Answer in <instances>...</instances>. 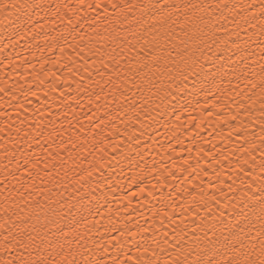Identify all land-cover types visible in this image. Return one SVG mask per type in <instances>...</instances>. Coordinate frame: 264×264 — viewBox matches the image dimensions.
<instances>
[{
	"label": "bare ground",
	"instance_id": "1",
	"mask_svg": "<svg viewBox=\"0 0 264 264\" xmlns=\"http://www.w3.org/2000/svg\"><path fill=\"white\" fill-rule=\"evenodd\" d=\"M13 2L37 3L41 7L18 13L19 20L15 24L6 20L0 23V204L11 192L18 202L12 211L24 216L32 211L25 201L33 205L39 201L40 204H51L52 208H56V201L61 198L76 204L83 197V215L88 218L86 228L90 231L81 244L91 250L85 252L89 258L107 260L109 264L114 260H124L125 252L133 258L125 261V264H133L137 257L159 260L160 264L172 258L171 254L176 251L174 237L192 219L191 215L186 219L181 213L193 204L192 198L186 195V191L193 190V182L202 186L205 193H215V200L209 201L215 211H223L226 216L230 214L229 201L234 196L242 195L245 189L237 179L233 185L237 191L230 190L228 185L232 184V179L228 178L229 174L233 179L237 175L243 176L242 172H237V167L240 158L246 155L243 151L244 133L258 132L260 125L255 121L264 118L258 115V102L252 106L251 116L245 113V107L251 101L243 95L246 92L250 94L243 80L233 81L235 90L216 99L217 107H212L211 94L207 97V103L202 92L188 94L192 85L186 82L188 88L178 93L179 103L169 97L171 103L167 116H158L157 109L152 112L156 121L143 115L142 121L128 124L130 133L121 134L112 128L101 132L96 128V117L93 116L91 121L88 117L95 112L93 104L103 103V96L97 100L95 94L100 92L102 86L105 92L109 88L105 83V73L109 69L104 68V63L107 61L110 68L115 64L107 56L112 45L100 37L108 35L106 28L129 27L114 23L124 17L121 15L117 18L120 9L112 7L113 4H124L126 0H0V4ZM131 2L151 4L155 0ZM169 2L213 3L214 0ZM229 2L236 5L254 3L258 6L260 0ZM136 14L140 15L139 10ZM3 16V11H0V20H3ZM13 20H17V17L14 16ZM103 45H107V48H103ZM237 83L239 88H235ZM237 92L241 95H237ZM237 102L245 107L238 108ZM171 104H175L177 109L180 104L185 105L182 112L176 113L180 115V120L171 111ZM209 111L213 115L208 116ZM237 112L240 114L232 120L229 113L235 115ZM129 115L134 113L129 112ZM120 116L123 117L124 112ZM112 123L120 129L125 127L120 120ZM141 123L148 127L141 128ZM90 128L91 132L88 131ZM92 132L98 133L96 142L106 147L107 153L94 149L93 142L89 140L73 164L65 150L56 158V163L58 166L61 157L67 161L65 167L69 169L68 175L64 177L63 168L59 175H55L52 156L59 151L56 145L61 140L67 141L70 136L75 140L73 133H88L91 136ZM129 134L140 137L139 142H129ZM102 137H107V141H103ZM113 145L118 147L113 148ZM70 147V144L65 145V148ZM137 149L140 154H137ZM101 156L104 157L102 168L97 165L91 176H86V181L73 182V177L80 173L81 168L87 170L89 161L94 158L99 160ZM46 163L48 168H45ZM220 164L224 165L219 177L225 181L223 185L217 184L213 172V169L220 168ZM189 165L196 166V172L191 176L184 171L189 169L191 172ZM37 168L40 169L38 176L29 175L35 174ZM200 169L209 174L204 175ZM46 172L49 174L46 175ZM62 177L68 186L67 191L55 183ZM33 179L36 181L33 186L35 191L29 188ZM29 191H32V195H29ZM196 191L199 192V189ZM49 196L52 197L51 202ZM97 201L99 213L94 207ZM217 201L224 207L221 208ZM196 203H200L199 195ZM59 210L64 213L68 211L66 207ZM206 212L201 205L199 215L204 216ZM3 215L0 209V222ZM16 224L17 229L14 230L19 229L21 221L16 220ZM80 230L84 232L85 227L82 226ZM2 239L0 235V241ZM185 239L191 243L190 234Z\"/></svg>",
	"mask_w": 264,
	"mask_h": 264
},
{
	"label": "snow or ice",
	"instance_id": "2",
	"mask_svg": "<svg viewBox=\"0 0 264 264\" xmlns=\"http://www.w3.org/2000/svg\"><path fill=\"white\" fill-rule=\"evenodd\" d=\"M40 7V4L28 2L0 4V11L4 13L0 23L6 20L15 24L19 20L18 13H27L30 8ZM112 7L120 9L116 14L117 18L121 15L124 17L114 23L127 24L129 27L114 26L111 30L106 28L108 35L100 37L112 45L107 56L108 60L115 64V67L110 68L107 61L104 63V68L109 69V72L105 73V83L109 88L105 92L102 86L100 92L95 94L97 100L103 96V103L93 104L95 112L88 117L90 121L93 116L96 117L94 122L101 132L112 128L121 134L130 133L128 124L142 121L143 115L150 117L151 121H156L152 112L157 109L158 116H167L168 105L171 103L169 97L179 103L178 93L188 88L186 82L192 85L188 94L204 93L205 103L211 94L212 107H217L216 99L223 98L226 93L235 90L232 87L233 81L243 80L245 87L250 91V94L246 92L243 95L251 104L245 107L237 102L238 108L245 107V113L251 116L252 106L258 102V115L264 117V0H260L258 6L254 3L231 4L229 0L185 4L170 3L169 0L137 4L126 0V3L113 4ZM137 10L139 16L136 14ZM14 16L17 20H13ZM102 47L106 49L107 45ZM257 56L259 59H256ZM121 61L124 63L121 64ZM239 87L237 83L235 88ZM236 94L241 95L240 92ZM125 101L128 103L125 104ZM184 109V104H180L179 109L175 104H171L174 114ZM121 112H124L123 117L120 116ZM129 112L134 115H129ZM239 114L229 113L232 120ZM207 115L211 116L213 113L209 111ZM180 118V115L176 114V119ZM115 120H120L125 127H115L112 123ZM255 122L260 125L259 131L244 133L243 151L246 155L240 158L237 167V172H242L243 176L237 175L233 179L229 174L228 177L232 179V184L228 185L229 189L237 191L233 185L239 179L245 189L243 194L234 196L229 201L231 211L226 216L223 211H215L209 203L210 200H215V193H205L202 186L193 182V190L186 191L193 204L186 212L181 213L186 219L191 215L192 219L174 237L176 251L171 254L172 258L164 260V264H264V118ZM102 125L104 127H101ZM147 127L148 125L141 123V128ZM231 127L236 128L235 125ZM88 131L91 132V128ZM48 135L51 136V133ZM73 135L75 140L70 136L67 141L61 140L60 144L56 145L59 151L54 150L55 154L52 156L55 175L60 174L61 168L64 169V177L68 175L69 169L65 167L67 161L61 157L58 166L56 163V158L65 150L68 160L73 164L77 162L89 140L93 142L94 149L107 153V148L96 142L98 133L92 132L91 136L88 133ZM128 138L129 142L137 143L140 139L131 134ZM102 140L106 142L107 137H102ZM66 144L71 147L65 148ZM115 147L118 145H113V148ZM137 154H140L138 149ZM103 160L104 157L101 156L99 160L94 158L89 161V168H81L80 173L73 177V182L86 181V176H91L97 165L103 167ZM213 160L219 163L215 157ZM45 168H48L47 163ZM189 168L191 172L189 169L184 171L191 176L196 172V166L189 165ZM223 168L224 165L220 164L219 169H213L219 185L225 183L219 179ZM71 171L74 172L75 169ZM200 171L204 175L209 174L204 169ZM39 172L40 169L37 168L35 174L29 175L38 176ZM35 183L33 179L29 185L32 191H35ZM55 183L64 187L65 191L68 190L63 177ZM197 188L199 192L196 191ZM32 191H29V195H32ZM220 191H223L222 187ZM197 195L200 197L199 204L196 203ZM206 196L208 199H205ZM48 200L51 202L52 197L49 196ZM82 201L83 197L77 200L76 204H71L69 200L61 198L56 201V208H52L51 204H40L39 201L35 205L25 201L32 211L20 216L12 211L18 202L10 192L9 196L4 198V203L0 204L4 214L0 222V235L3 237L0 241V264H109L107 260L91 259L85 254L91 250L86 249L81 241H84L90 229L86 228L88 218L83 215ZM217 203L221 208L224 207L221 202ZM201 205L207 210L204 216L199 215ZM65 207L68 209L67 213L59 210ZM94 207L99 213V201ZM88 212L91 215V208ZM16 220L21 221L18 230H14L17 229ZM82 226L85 227L84 232L80 230ZM189 234L191 243L185 239ZM124 257V260H114L112 264H125V261L133 259L127 252ZM133 264L160 262L137 257Z\"/></svg>",
	"mask_w": 264,
	"mask_h": 264
}]
</instances>
